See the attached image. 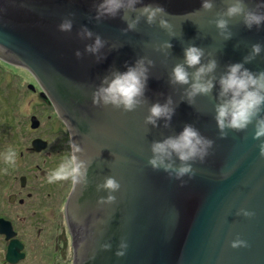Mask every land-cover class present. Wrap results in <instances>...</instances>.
<instances>
[{
  "label": "water",
  "instance_id": "obj_1",
  "mask_svg": "<svg viewBox=\"0 0 264 264\" xmlns=\"http://www.w3.org/2000/svg\"><path fill=\"white\" fill-rule=\"evenodd\" d=\"M0 60L67 128L71 264H264V0H0Z\"/></svg>",
  "mask_w": 264,
  "mask_h": 264
},
{
  "label": "flooded vegetation",
  "instance_id": "obj_2",
  "mask_svg": "<svg viewBox=\"0 0 264 264\" xmlns=\"http://www.w3.org/2000/svg\"><path fill=\"white\" fill-rule=\"evenodd\" d=\"M35 137L46 140L45 147L35 151L31 148L30 141L27 149L34 153L47 149L50 139L40 135ZM64 147L66 158H69L68 162L72 166V175L71 173L67 175L69 185L66 191L60 188L51 165L45 166L47 162L50 163L49 156H46L41 164L32 165V168H40L43 171V175L37 178L33 185L28 186L30 178L27 171H24L18 176L16 183V185L19 183L21 188L16 185L10 187L9 184L7 193L5 195L0 193V222L4 221L0 225V264L71 263V236L64 210L73 176L68 131L64 139ZM19 154L21 157L25 155L22 151H19ZM18 162L20 160H17L15 164L17 165ZM31 172L29 171V174ZM4 196H6L5 200ZM37 226L42 229L39 233L36 230ZM3 228L7 231L2 232ZM8 231L11 234H7ZM68 254L70 256L67 259Z\"/></svg>",
  "mask_w": 264,
  "mask_h": 264
},
{
  "label": "rangeland",
  "instance_id": "obj_3",
  "mask_svg": "<svg viewBox=\"0 0 264 264\" xmlns=\"http://www.w3.org/2000/svg\"><path fill=\"white\" fill-rule=\"evenodd\" d=\"M2 62H0V91L2 90L0 92V102H3L7 97L12 102L15 101L17 105V110H14V112L17 115L16 119L20 120V131L24 137L21 151L25 155L21 159H18L20 162L14 167V172L8 176V180H5L6 183L1 187L0 193L1 195H5L8 191L9 184L10 187H14L18 181V176L20 174L22 175L24 171H27L30 178L28 186L33 185L37 178L43 175V171L40 168H32V165L35 163L41 164L46 156H49L50 163L47 162L45 166L51 165L60 188L66 191L69 185L67 175L68 173L72 175V166L68 162L69 158H66L64 147L67 128L55 113L52 105L39 97V87L36 85L33 77L22 67L13 65L6 66L3 64L5 62ZM30 83L34 85V90L28 87ZM3 110L4 107L0 112ZM31 115H36L39 119V125L37 127H30ZM37 135L50 139L47 149L40 153H34L32 150L27 149L30 146L31 139ZM24 166H26L25 169ZM29 171L32 172L29 174ZM18 186L19 183L16 187ZM6 196L3 197L4 200ZM36 230L37 233L42 231L40 226H37ZM69 256L68 254L67 259Z\"/></svg>",
  "mask_w": 264,
  "mask_h": 264
},
{
  "label": "trees",
  "instance_id": "obj_4",
  "mask_svg": "<svg viewBox=\"0 0 264 264\" xmlns=\"http://www.w3.org/2000/svg\"><path fill=\"white\" fill-rule=\"evenodd\" d=\"M1 62V61H0ZM3 63V62H2ZM6 66L10 64L3 63ZM14 66V65H13ZM4 70V69H3ZM2 92V90L0 91ZM0 187L5 185V180L14 172V167L18 159L22 157L19 154L21 146L24 142L23 133L20 131V120L16 119L17 115L14 110H17L15 101L7 97L3 102H0ZM31 127V126H30Z\"/></svg>",
  "mask_w": 264,
  "mask_h": 264
},
{
  "label": "clouds",
  "instance_id": "obj_5",
  "mask_svg": "<svg viewBox=\"0 0 264 264\" xmlns=\"http://www.w3.org/2000/svg\"><path fill=\"white\" fill-rule=\"evenodd\" d=\"M30 126H31V124H30ZM32 127V126H31ZM37 127V126H36Z\"/></svg>",
  "mask_w": 264,
  "mask_h": 264
}]
</instances>
